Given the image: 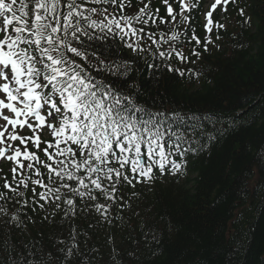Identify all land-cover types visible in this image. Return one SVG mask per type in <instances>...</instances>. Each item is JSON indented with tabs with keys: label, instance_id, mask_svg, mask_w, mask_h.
I'll use <instances>...</instances> for the list:
<instances>
[{
	"label": "snow or ice",
	"instance_id": "snow-or-ice-1",
	"mask_svg": "<svg viewBox=\"0 0 264 264\" xmlns=\"http://www.w3.org/2000/svg\"><path fill=\"white\" fill-rule=\"evenodd\" d=\"M138 2L143 6L128 15L124 10L131 0H0V162L12 165L11 182L6 174L0 177V215L9 217L6 227L13 222L16 228L26 227L19 214L25 208L35 212L54 205L52 215L63 211L64 218L75 216L77 200L82 212L94 208L111 223L109 208L127 204L120 189L150 184L156 171L184 175L186 154L208 149L235 127L233 118L227 127L208 131L206 123H221L212 113L159 110L140 99L144 89L132 76L142 73L136 60L123 58L121 49L139 57L149 79L158 80L161 68L189 82L198 79L201 72L174 68L169 60L175 54L181 63L189 61L176 47L186 35L178 29L191 27V13L201 0H160L166 17L159 7H151L153 0ZM229 4L238 0H213L204 13L205 53L210 44L221 47L216 40L226 25L214 20L213 13L218 7L226 13ZM238 14L240 23L251 27L246 8L238 7ZM161 24L171 26L168 32L159 30ZM149 25L157 31L148 30ZM191 31L190 42L201 45L195 29ZM163 45L167 48L161 50ZM237 46L244 45L237 39ZM191 55L198 60L201 53L193 47ZM45 130L53 140L42 139ZM258 155L264 163V150ZM100 197L106 203H99ZM13 201L21 207L9 214L6 205ZM24 216L31 221L26 212ZM164 230L171 235L173 225L169 222ZM150 231L154 247L148 251L155 256L161 239L157 230ZM58 243L63 247L47 253L42 246L33 251L26 244L33 257L27 260L22 253L13 256L15 246L7 239L0 251L7 254L4 264H88L87 257L81 260L75 227L71 242ZM128 256L137 258L135 252Z\"/></svg>",
	"mask_w": 264,
	"mask_h": 264
},
{
	"label": "trees",
	"instance_id": "trees-1",
	"mask_svg": "<svg viewBox=\"0 0 264 264\" xmlns=\"http://www.w3.org/2000/svg\"><path fill=\"white\" fill-rule=\"evenodd\" d=\"M203 5L204 0L191 13L190 28L181 25L178 29L186 35L181 36L176 47L189 61L181 63L175 54L169 60L174 68L201 72L198 79L189 82L187 77L180 78L166 68L156 72L158 80L149 79L151 74L139 57L128 49L121 52L124 59L137 61L135 68L142 74L137 77L133 73L132 78L144 89L140 99L150 106L165 111L212 113L221 123H206L208 131L227 127L233 118L235 127L208 149L186 154L184 175H156L150 184L120 189L127 204L109 208L111 223L94 208L90 213L82 212L79 200L76 215L67 218L63 211L52 215L54 205H46L43 211L37 207L35 212L25 208L19 213L26 225L23 228H16L15 222L6 227L4 221L9 217L0 215V249L7 239L15 246L14 257L22 253L26 260L32 259L26 244L33 251L42 246L45 253L54 252L55 247H63L58 241L71 242L75 227L81 260L87 257L88 264H264V163L258 155L264 150V0H238V4H231L222 14L225 20L220 22L226 25V30L219 33L221 39L216 40L221 47L210 44L207 53L202 47ZM142 6L138 0H131L125 14H135ZM151 7H159L160 15L166 17L160 0H153ZM238 7L246 8L252 16L251 27L240 23ZM170 27L161 24L159 30L168 32ZM192 28L201 45L190 42ZM148 30L157 31L151 25ZM212 39H216L215 32ZM237 39L243 47L237 46ZM193 47L201 53L198 60L191 55ZM165 48L167 45L161 50ZM192 60L196 62L193 64ZM254 101L259 103L251 107ZM2 185L0 182V191L4 190ZM26 195L32 194L29 191ZM98 202L106 203L103 197ZM6 206L9 214L21 207L14 201ZM45 215L48 219H44ZM169 222L173 225L171 235L164 230ZM150 230H157L161 239V250L155 256L148 251L154 247ZM146 232L148 236L144 235ZM129 252H135L137 258L131 259ZM6 259L7 254L0 251V264Z\"/></svg>",
	"mask_w": 264,
	"mask_h": 264
},
{
	"label": "rangeland",
	"instance_id": "rangeland-1",
	"mask_svg": "<svg viewBox=\"0 0 264 264\" xmlns=\"http://www.w3.org/2000/svg\"><path fill=\"white\" fill-rule=\"evenodd\" d=\"M209 1V3H212L213 0H207ZM204 23H206V19H205V15H204ZM47 135V131L45 130V132L42 134V138L45 137ZM0 164H4L3 168V172H0V177L4 176L5 174L8 175L10 173V168H11V162H0ZM3 180V179H2Z\"/></svg>",
	"mask_w": 264,
	"mask_h": 264
}]
</instances>
